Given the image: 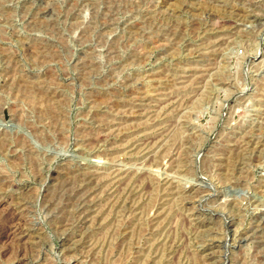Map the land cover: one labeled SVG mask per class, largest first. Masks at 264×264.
<instances>
[{
	"label": "rangeland",
	"instance_id": "374dc122",
	"mask_svg": "<svg viewBox=\"0 0 264 264\" xmlns=\"http://www.w3.org/2000/svg\"><path fill=\"white\" fill-rule=\"evenodd\" d=\"M0 264H264V0H0Z\"/></svg>",
	"mask_w": 264,
	"mask_h": 264
},
{
	"label": "bare ground",
	"instance_id": "6f19581e",
	"mask_svg": "<svg viewBox=\"0 0 264 264\" xmlns=\"http://www.w3.org/2000/svg\"><path fill=\"white\" fill-rule=\"evenodd\" d=\"M116 14V13H115ZM251 14V13H250ZM258 15V14H257ZM144 16V15H143ZM98 18V17H97ZM146 22V21H145ZM170 29V28H169ZM169 33V32H168ZM207 36V35H206ZM220 38V36H219ZM211 45V44H210ZM164 46V45H163ZM195 50V49H194ZM168 51V50H167ZM202 52V51H201ZM191 54V53H190ZM191 74V73H190ZM167 77V76H166ZM183 77V76H182ZM201 78V77H200ZM177 79V78H176ZM176 83V82H175ZM193 83V82H192ZM196 83V82H195ZM158 96V95H157ZM171 96V95H170ZM160 99V98H159ZM138 101V100H137ZM130 102V101H129ZM138 103V102H137ZM157 103V102H156ZM150 107V106H149ZM148 107V108H149ZM130 109V108H129ZM139 110V109H138ZM149 124V123H148ZM160 125V124H159ZM157 126V125H156ZM161 126V125H160ZM148 130V129H147ZM104 131V130H103ZM107 139V138H106ZM156 146V145H155ZM159 150V149H158ZM156 151V150H155ZM153 156V155H152ZM129 164V163H128ZM121 167V166H120ZM81 178V177H80ZM92 188V187H91ZM81 204V203H80ZM77 206V205H76ZM81 217V216H80ZM259 222V221H258ZM261 223V222H260ZM255 228V227H254ZM250 236V235H249ZM263 238V237H262ZM212 249V248H211Z\"/></svg>",
	"mask_w": 264,
	"mask_h": 264
}]
</instances>
